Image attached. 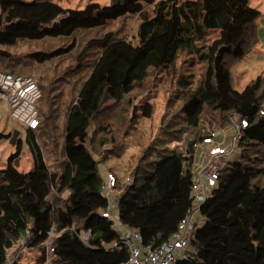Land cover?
I'll return each mask as SVG.
<instances>
[{"label":"trees","instance_id":"16d2710c","mask_svg":"<svg viewBox=\"0 0 264 264\" xmlns=\"http://www.w3.org/2000/svg\"><path fill=\"white\" fill-rule=\"evenodd\" d=\"M149 6H153L151 13L146 10ZM131 15L141 19L138 43L117 38L113 32L89 41L99 48V55L66 109L61 146L64 160L58 173L51 171L46 160L47 144L40 143L54 120V111L47 102V114L41 121L44 93L37 81L42 91L40 125L36 130L26 129L34 169L24 173L15 165L21 140L18 154L0 169V179L8 181L6 185L0 181V264L7 262L21 235L29 234L30 246L39 247L53 228L57 234L50 239L52 264L128 261L126 247L106 250L102 246L117 241L120 232L102 216L109 201L103 193L106 173L100 167L112 156L128 151L118 147L116 137L126 124L123 109L119 106L121 112L115 114L110 107L113 111L106 114L103 106L109 100L119 105L145 84L151 70L173 68L182 55L195 56L206 65L202 79L191 87L187 77H180L184 85L181 109L163 118L160 132L148 141L142 155L137 154L133 184L124 187L127 177L117 179L113 195L120 222L137 229L143 245L153 249L170 238L193 205V142L203 141L211 130L228 128L229 116L238 113L249 120L239 144L240 160L222 173L212 197L201 207L203 225L191 237L186 257L177 264H264V114H260L264 110V76L237 90L230 67L231 59L248 57L258 44L256 22L261 12L250 0H111L107 6L92 2L84 9L65 8L52 0H0V58H11L2 47L15 46L20 40L74 39L69 47L33 54L36 62L45 64L70 54L79 33L106 28ZM211 33L217 36L208 42ZM101 113L105 115L99 120ZM137 113L134 110L131 122ZM139 114L151 118L152 105L146 104ZM93 120L98 121L97 130L103 137L112 134L95 143L96 149L102 150L106 143L114 149L104 147L109 155L101 164L89 147ZM58 128L54 126L55 131ZM54 192L57 196L51 200ZM66 192L64 200L61 195ZM71 229H91L95 235L92 246L81 242Z\"/></svg>","mask_w":264,"mask_h":264},{"label":"rangeland","instance_id":"374dc122","mask_svg":"<svg viewBox=\"0 0 264 264\" xmlns=\"http://www.w3.org/2000/svg\"><path fill=\"white\" fill-rule=\"evenodd\" d=\"M52 1L69 9H84L87 4L92 2H96L101 6H107L111 2V0ZM251 6L257 8L261 12L262 16H260L259 19L261 23L264 18V0H251ZM146 10L151 13L153 6L147 7ZM140 23L141 19L139 15H131L111 22L106 28L94 31H83L75 37L77 46L70 54L45 64L36 62L33 59V54L41 51L49 52L58 47H69L72 45L74 39H46L43 41L20 40L15 46L2 47L6 52L11 54V58H0V70L11 71L22 76H32L41 85L44 93L43 100L40 104L41 121L44 122L43 118H45L47 114L44 105L47 102L52 105L54 120L51 122V126L44 130L45 132L40 138V143L42 145L46 143L48 146L44 153L53 173L60 172V165L64 160L61 153V146L64 141L63 129L67 119L66 109L76 98L81 83L90 73L91 67L99 55V48L89 45V41L93 38H101L106 33L113 32L117 38L138 43L137 31ZM216 36V33H211L208 42H211ZM257 48V51L262 49V47ZM80 54H82V57L81 60H78ZM256 56L257 54L251 53L250 57H246L241 61L231 59L230 67L233 72L237 74L240 70L244 75L242 79L236 78L237 82L235 88L237 90H242L249 81L257 78L260 74H264V60L257 62ZM240 66L246 67L244 70L246 72L241 70ZM205 68L206 65L195 56L182 55L177 65L173 68L151 70L145 84L137 87L131 95L119 102V105L115 106L113 100H109L103 106V109L107 108L106 114H111L114 108L115 114H119L121 112L118 110L119 106L123 109L121 116H124L126 124L117 131L116 137L118 141H120L118 147L121 146L122 150L124 149L123 152L128 149L124 155L122 154L120 157L112 156L106 160L100 167L102 171L104 170V173H114L118 181H124L125 176L128 177L135 174L134 168L136 166V160L138 159L137 154L142 155L148 147L146 146L148 141L152 137L153 140L157 136V132H160L163 118H165L166 115L176 113L182 107L183 101L181 100L180 94L184 91V85H181L179 81L180 77H187V80L190 82L189 86L196 87L202 79ZM122 104H124V106H121ZM146 104H151L153 108V115L149 119L139 114ZM110 107L113 109L109 110ZM134 110H137L138 115L136 119L131 122L130 120ZM104 115L105 113H101L98 119L100 120ZM98 124L97 120H93L90 130L89 147L94 153L95 158L101 164L103 158L109 155L106 149L110 150L113 149V147L111 144L106 143L104 145L106 149L104 147L102 150L101 148L96 149L95 143H101L103 138L110 139L112 135L110 134L108 137H103L104 134L97 130ZM56 125L59 127L58 131L54 129ZM42 126H45V123ZM113 126H117L116 121ZM26 131L24 126L11 117L8 106L0 99V134L3 135L0 139V169L7 166L8 159L11 156L18 154L17 144L18 141L21 140L22 149L15 160V165L21 172L30 173L33 171V159L26 142ZM56 142L59 143L58 149L54 148ZM137 144L143 146L138 147L136 146ZM134 146L137 147L135 151ZM132 155H134V157ZM141 155L139 159L142 157ZM124 182H126V180ZM120 184H123V182ZM114 191L113 193L116 194ZM56 196L57 194L54 192L51 200ZM61 197L66 200L68 198V193L62 194ZM71 205L72 204L69 202L68 206ZM202 225L203 223L199 224L198 229L201 228ZM46 243L39 247L30 246L26 251L12 249L9 251V260L11 262H18L19 264H52L54 257L49 254Z\"/></svg>","mask_w":264,"mask_h":264},{"label":"built area","instance_id":"2783aa9c","mask_svg":"<svg viewBox=\"0 0 264 264\" xmlns=\"http://www.w3.org/2000/svg\"><path fill=\"white\" fill-rule=\"evenodd\" d=\"M42 97V91L37 81L32 76H22L5 71H0V99L8 106L11 117L24 126L26 129L36 130L40 125L38 103ZM264 114V110L260 111ZM230 126L211 130L203 141L193 142L195 159L192 166L193 205L187 216L180 222L178 230L168 238L159 248L153 249L143 245L142 237L137 229L127 228L124 234L112 244L102 243L106 250L126 247L129 250V259L124 264H177L178 251L187 249L191 237L203 223L200 217L201 207L212 197L218 186L222 173L233 167L240 160V141L243 138L245 129L249 126V120L238 113L229 116ZM186 134L181 138L185 140ZM186 163V161H185ZM134 182V175L127 177L125 186H131ZM117 184V177L114 173H106L103 193L109 201L107 211L102 216L112 222V228L116 231L121 225L113 191ZM199 216L201 221H197ZM87 246H92L94 233L91 229L76 231L71 229ZM57 233L54 228L49 232L46 248L54 257V248L50 239ZM30 235H21L20 239L12 249L26 251L30 247ZM11 249V250H12ZM9 260L5 264H14Z\"/></svg>","mask_w":264,"mask_h":264},{"label":"crops","instance_id":"0c3cea01","mask_svg":"<svg viewBox=\"0 0 264 264\" xmlns=\"http://www.w3.org/2000/svg\"><path fill=\"white\" fill-rule=\"evenodd\" d=\"M250 2H251V0H250ZM260 16H262V15H260ZM259 19H260V17L258 18V20H257V22H256V25H257V37H258V44L256 45V46H254L252 49H251V52H250V55H251V53H255V54H257V56H256V60H257V62H261V61H263L264 60V18L262 19V22L260 23V21H259ZM257 47H262V49H259L258 51H257ZM254 51V52H253ZM250 55L248 56V57H250ZM245 59V58H244ZM241 60H243V59H241ZM240 60V61H241ZM240 69L241 70H245L246 69V67H244V66H240ZM244 72H246V71H244ZM232 73H233V75H234V78H235V85H236V82H237V80H236V78H239V79H242L243 77H244V75L242 74L243 72H241L240 70L237 72V74H235L234 72H233V70H232ZM260 75H263L264 76V74H260ZM254 79H256V78H254ZM254 79H252V80H254ZM251 80V81H252ZM251 81H249V82H251ZM248 82V83H249ZM247 83V84H248ZM246 86V85H245ZM0 181H1V183H3V184H7L8 183V181L7 180H4L3 178H1L0 179ZM68 193V192H67ZM113 197H114V195H113ZM201 218L199 217V216H197V221H201L200 220ZM117 230H118V232H120V233H122V234H124L125 233V231H126V227L125 226H123L122 224L121 225H119L118 227H117ZM186 252H187V249H185V250H180V251H178V257L180 258V257H184L185 256V254H186ZM178 258V259H179Z\"/></svg>","mask_w":264,"mask_h":264}]
</instances>
